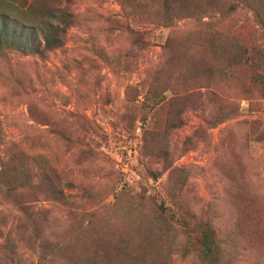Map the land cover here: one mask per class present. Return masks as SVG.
<instances>
[{"label":"rangeland","instance_id":"rangeland-1","mask_svg":"<svg viewBox=\"0 0 264 264\" xmlns=\"http://www.w3.org/2000/svg\"><path fill=\"white\" fill-rule=\"evenodd\" d=\"M2 1L42 52L0 51V153L37 175L0 194V264H204L206 224L264 264V0L173 26L161 0Z\"/></svg>","mask_w":264,"mask_h":264},{"label":"trees","instance_id":"trees-1","mask_svg":"<svg viewBox=\"0 0 264 264\" xmlns=\"http://www.w3.org/2000/svg\"><path fill=\"white\" fill-rule=\"evenodd\" d=\"M3 2L2 0H0ZM165 12V24L173 26L181 19L193 18L201 20L208 15L210 11L217 9L215 0L205 7L197 5V0H161ZM229 7V11L232 10ZM211 17V16H209ZM71 14L65 17L64 22H68ZM41 31L45 28H40ZM37 30V29H36ZM48 30V29H47ZM46 30V31H47ZM34 27L30 24H21L17 19L13 20L12 15L0 6V51L4 49H16L26 53H41L42 42L38 44L34 39ZM136 33V31H134ZM44 47L42 49H52L61 45L60 29L52 26L51 29L43 34ZM176 127L180 125L176 124ZM40 178L47 180L52 179L51 172L38 166ZM37 175L32 170L26 168L21 156L11 154L7 156L0 153V194L3 198L9 199L17 190L28 189L35 186L34 180ZM49 196L59 203H65L67 195L64 193L61 185H52ZM22 208L28 212L29 205L23 204ZM3 233L0 230V237ZM200 247L204 264H226L222 260L221 242L217 237V233L212 226L206 224L200 231Z\"/></svg>","mask_w":264,"mask_h":264}]
</instances>
